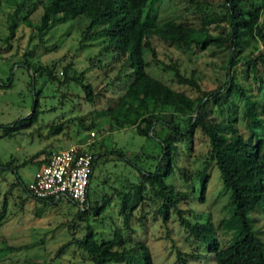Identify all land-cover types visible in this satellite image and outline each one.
<instances>
[{
	"label": "rangeland",
	"instance_id": "1",
	"mask_svg": "<svg viewBox=\"0 0 264 264\" xmlns=\"http://www.w3.org/2000/svg\"><path fill=\"white\" fill-rule=\"evenodd\" d=\"M51 1L28 0L21 6L20 0H0V124L26 116L33 106L32 91L38 92L37 114L32 123L6 135L0 132V164L10 168L8 173L0 168V205L3 198L7 205L6 219L0 225V264H89L78 254L75 245L58 251L70 239L81 235V228L73 230L68 227L71 215L79 208L64 200L49 205L25 200L20 187L15 185L14 171L23 184L28 182L36 168V162L30 160L36 152H51L82 143L92 131V150L103 153L94 164L92 177L96 181L106 180L103 183L109 195V186L119 188L120 184H126L122 179L128 178L133 182L137 177L139 179L137 171L129 168L121 158L110 154L109 150L121 148L127 156L130 152H142L144 156L152 144L133 135L130 128L108 130L100 115V111L113 104L120 87L127 83L124 78L127 71L125 55L114 51L111 46L104 49L105 38H91L89 34L82 38L87 20L78 14L76 0H58V9L54 14L58 20H47L46 27L40 28L42 6ZM222 13L221 0H160L154 22L161 25L173 20L197 29L201 26L199 18L202 15L213 17ZM260 23L264 27V13L260 16ZM11 24L12 35L9 37L8 26ZM205 27L214 32L213 24ZM201 37L200 32L192 35L195 41ZM147 38L157 61L173 64L183 77L193 79L197 88L176 84L171 72L156 65L148 51L142 48L141 57L147 62L145 71L148 75L191 98L202 97L203 93L213 92L222 84L228 60L226 49L208 46L199 50L194 45L168 42L162 35H148ZM254 45L260 49V40L248 38L244 47L233 55L236 64L230 67L229 77L257 101L258 116L264 121V113L261 112L264 109V64L254 61L248 67L245 65L257 54L258 49H253ZM21 64L35 68L33 77ZM38 67H52L51 76L41 74L44 72L37 70ZM8 77L9 87L6 84ZM80 83L89 84L93 93L98 94L92 102L83 100ZM208 96L203 100L207 102ZM233 101L239 107V101ZM206 109L209 118L219 119L214 104L207 102ZM56 123H62L61 131L55 135L48 134L49 126ZM234 125L243 137L249 135L250 131L243 122L237 120ZM155 129L160 131L157 126ZM256 132L263 136L264 128ZM185 138L178 139L170 150L176 167L165 183L171 185L176 195L172 197L174 206L168 208L165 224H162L158 214L161 198L142 200L139 207L143 209L135 210L134 216L129 219L128 224L133 222L135 230L131 233L123 228L121 218L116 215L118 206L109 200L108 217L116 227H121L124 247L133 249L134 243L143 244L149 252L151 264H180L179 259L186 264H212L211 254L180 226L175 208L180 209L181 217L189 222L209 220L220 245H226L233 237L232 230H225L219 224L229 218L231 206L229 192L221 188L214 164L206 166L208 180L203 202H198V173L207 159V139L198 129ZM140 144L141 150L138 148ZM262 149L264 152V141ZM148 163L146 169L152 171V164L156 165V162ZM163 166L164 163L160 169ZM144 193L149 194V190H144ZM110 196L113 199V193ZM141 214H144L140 222L142 226L134 222ZM95 216L94 219L97 218ZM251 216L256 219L253 229L264 243V213H251ZM79 223L78 227H83ZM111 233L110 229L108 237ZM177 253L181 254L179 259Z\"/></svg>",
	"mask_w": 264,
	"mask_h": 264
},
{
	"label": "trees",
	"instance_id": "2",
	"mask_svg": "<svg viewBox=\"0 0 264 264\" xmlns=\"http://www.w3.org/2000/svg\"><path fill=\"white\" fill-rule=\"evenodd\" d=\"M28 0H20V5ZM160 0H76L78 14L87 20L84 29V37L105 38L104 49L111 46L114 51L125 55L124 66L127 71L124 78L127 83L120 87V92L111 106L100 111L102 120L105 121L108 130L130 128L133 135L139 136L144 142H150L151 148L148 153H128L121 148L109 150L125 163L129 168L137 171L139 179L120 184L119 188L109 186L110 194L106 193L105 179L93 180L94 164L103 153L93 151L92 143L87 146L92 155V170L89 176L85 202L82 210L65 198L53 199L51 197L38 199L30 196L26 184L20 181V176L14 171L15 184L20 187L25 200H34L41 204H54L59 200L74 205L76 211L71 215L68 227L80 229V236L73 237L60 249L75 245L81 258H85L89 264H151L147 248L141 243H134L130 249L124 247L121 227H116L108 217L109 200L118 206L116 215L121 218L122 226L128 231L135 232L129 219L134 216L135 210L143 199L161 198L158 214L162 224L168 219V208L174 206L171 185L165 183L173 172L174 157L171 153L172 145L181 138L190 137L198 129L207 139L208 152L203 168L198 173L199 192L198 202H203V194L208 180L205 171L211 163L216 166L221 188L229 192V205L231 214L226 221H220L225 230H232L233 237L226 245H220L214 236V227L209 220L204 222H189L181 217V210L175 208L179 224L191 235L194 240L204 246L207 253L211 254L212 264H264V243H262L253 229L256 219L253 214L264 213V135L256 132L264 128V121L258 116V103L250 98L246 92L229 77V69L236 64L233 55L237 54L246 44L247 39H259L261 47L257 45L253 49L257 54L246 61L248 67L254 61L264 64V27L260 23V16L264 13V0H221L223 13L221 15L201 16L199 28H193L173 20L166 21L161 25H155L156 6ZM58 0H52L42 6L40 28L46 27V21L58 20L54 17L58 9ZM213 24L214 32H209L205 26ZM12 24L8 26L9 37L12 35ZM200 32L202 37L195 41L192 35ZM148 35H162L168 42L180 45H194L199 50L206 47L224 48L227 50L228 60L225 66V76L222 84L213 92L203 93L202 97L191 98L182 91L174 90L157 78L146 73L147 62L142 60V48H145L151 59L162 69L172 74L174 82L178 85H188L197 88L196 83L190 77H183L173 65L162 64L157 61L154 49L150 46ZM24 70L30 72L33 77L35 68L21 64ZM250 68V67H249ZM52 67H38L47 75L51 76ZM40 74V73H39ZM80 74V73H79ZM119 81V80H118ZM9 77L6 84L9 87ZM83 100L92 102L98 94L93 93L89 84L80 83ZM33 106L22 119L12 121L5 125L0 124V132L3 135L12 133L20 127L28 126L37 114L38 92L32 91ZM207 102L216 106L218 118H209L206 109ZM231 100H230V99ZM239 101L240 105L233 100ZM32 101V100H31ZM225 106L222 109V105ZM238 107V108H237ZM264 113V109L262 111ZM238 114V115H237ZM184 117V118H183ZM239 120L250 131L247 137L238 133L235 122ZM158 127V132L155 127ZM62 123L49 126L48 134H58ZM253 128V129H252ZM159 135V137H157ZM185 138V139H186ZM142 149V144L138 146ZM262 149V150H261ZM122 150V151H121ZM54 151L43 150L35 153L30 160L36 162V168L44 163L47 157ZM43 156L42 159H38ZM129 157V158H128ZM142 160H141V158ZM152 164V171L146 169L148 161ZM164 163L162 169L160 165ZM0 168L9 172V167L0 164ZM35 168V169H36ZM176 170H179L178 168ZM34 172V171H33ZM180 170V175L181 174ZM98 178V177H97ZM184 179V177H181ZM128 189H126V188ZM149 190V194L144 193ZM113 193V199H111ZM144 194V195H143ZM104 196L105 199H104ZM109 196V197H108ZM150 199V200H151ZM137 204V205H136ZM81 207V208H82ZM6 201L3 198L0 205V225L6 219ZM97 215V216H95ZM93 216L97 217L96 219ZM144 219L141 214L136 222ZM75 225L72 227V223ZM81 222L83 227H78ZM98 229H96V227ZM112 230L111 237H108ZM107 233V234H105ZM177 253V258H180ZM180 264H186L179 259ZM51 264V263H50Z\"/></svg>",
	"mask_w": 264,
	"mask_h": 264
},
{
	"label": "built area",
	"instance_id": "3",
	"mask_svg": "<svg viewBox=\"0 0 264 264\" xmlns=\"http://www.w3.org/2000/svg\"><path fill=\"white\" fill-rule=\"evenodd\" d=\"M93 138L90 131L82 143L52 152L26 183L28 194L38 199L65 198L81 209L93 166L91 152L86 149Z\"/></svg>",
	"mask_w": 264,
	"mask_h": 264
},
{
	"label": "crops",
	"instance_id": "4",
	"mask_svg": "<svg viewBox=\"0 0 264 264\" xmlns=\"http://www.w3.org/2000/svg\"><path fill=\"white\" fill-rule=\"evenodd\" d=\"M69 146H70V145H69ZM32 174H33V173H32ZM32 174L30 175L29 180L31 179ZM29 180H28V181H29Z\"/></svg>",
	"mask_w": 264,
	"mask_h": 264
}]
</instances>
